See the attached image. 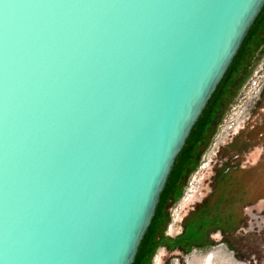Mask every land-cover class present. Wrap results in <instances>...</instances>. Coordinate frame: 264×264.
Listing matches in <instances>:
<instances>
[{
  "label": "water",
  "instance_id": "1",
  "mask_svg": "<svg viewBox=\"0 0 264 264\" xmlns=\"http://www.w3.org/2000/svg\"><path fill=\"white\" fill-rule=\"evenodd\" d=\"M264 0H0V264H133Z\"/></svg>",
  "mask_w": 264,
  "mask_h": 264
},
{
  "label": "rangeland",
  "instance_id": "2",
  "mask_svg": "<svg viewBox=\"0 0 264 264\" xmlns=\"http://www.w3.org/2000/svg\"><path fill=\"white\" fill-rule=\"evenodd\" d=\"M263 60L264 9L209 101L191 144L175 162L170 191L138 264H264V88L244 128L212 148L225 121L240 109L244 87ZM194 175L190 202L172 224ZM185 226L190 230L183 237Z\"/></svg>",
  "mask_w": 264,
  "mask_h": 264
},
{
  "label": "built area",
  "instance_id": "3",
  "mask_svg": "<svg viewBox=\"0 0 264 264\" xmlns=\"http://www.w3.org/2000/svg\"><path fill=\"white\" fill-rule=\"evenodd\" d=\"M263 88L264 60L259 65L258 69L252 74V77L248 81L247 85L244 87V91L240 99V109L236 113H233L231 116H229L228 120L225 121L219 136L225 128H229V132L226 133L225 137L235 135L244 128V125L249 119L250 113L252 112L255 104L257 103V100L259 99ZM218 137L216 138V140L218 139ZM214 145L215 142L213 143L212 147ZM191 188L187 190L186 195L182 199L183 201L184 199H186L185 203H183L184 205L190 202V199L188 200V192H190ZM172 224L174 223L172 222ZM171 228L172 226H170L169 229Z\"/></svg>",
  "mask_w": 264,
  "mask_h": 264
},
{
  "label": "trees",
  "instance_id": "4",
  "mask_svg": "<svg viewBox=\"0 0 264 264\" xmlns=\"http://www.w3.org/2000/svg\"><path fill=\"white\" fill-rule=\"evenodd\" d=\"M263 9H264V7L262 8L261 12L263 11ZM261 12H260V14H261ZM260 14L258 15V17L260 16ZM258 17L256 18V20L258 19ZM256 20H255V22H256ZM255 22H254V24L252 25V27L250 28V30H249V32H248L246 38L244 39L243 43L245 42V40L247 39V37H248L249 34L251 33V30H252L253 26L255 25ZM243 43H242V44H243ZM220 83H221V82H220ZM220 83H219V85H220ZM219 85H218V87H219ZM218 87H217V88H218ZM216 91H217V89L215 90V92H214V94L212 95V97L215 95ZM212 97H211V98H212ZM210 100H211V99H210ZM210 100H209V101H210ZM208 104H209V102H208ZM208 104L206 105L205 109L203 110V113H202V115L200 116V118L198 119L197 123H196L195 126L193 127V129H192V131H191V134H190V136H189V138H188V140H187V142H186V145H185L184 149H185L187 146H189V144H191L192 140H190V139L193 138L192 136H193V134H194V130L197 129V127L199 126V123H200L201 119L204 117L205 110H206ZM184 149H183V150H184ZM182 152H183V151H182ZM174 172H175V171H173V173H174ZM173 173H172V174H173ZM169 184H171V183H169V181H168L167 184H166V186H165L164 191H163L162 194H161L160 202H159V205H158V207H157V210H156L155 216H154V218H153V220H152V222H151V224H150V227L148 228V231H147L146 235H145L144 238H143V241H142V243H141V245H140V248H139V250H138V253H137V256H136L135 262H134L133 264H138L139 256H140V253H141V251H142V248H143V244H144V242H145V239H146V237H149V232H150V230H151V228H152V226H153V223H154L155 219H156L157 216H158L157 214H158V212H159V208H160V205H161L162 201L165 199V194H166L168 191H170V188H171V187H170ZM163 198H164V199H163ZM142 253H143V251H142Z\"/></svg>",
  "mask_w": 264,
  "mask_h": 264
},
{
  "label": "bare ground",
  "instance_id": "5",
  "mask_svg": "<svg viewBox=\"0 0 264 264\" xmlns=\"http://www.w3.org/2000/svg\"><path fill=\"white\" fill-rule=\"evenodd\" d=\"M228 129H229V128H225V129L222 131L221 135H220V136L218 137V139L215 141V145H214L212 148H214V147L216 148V147H217L218 142H219L221 139H223V137L226 135L227 132H229ZM203 168H204V166H203L201 169H199V170L197 171L196 175H197L200 171H202ZM196 175H194L195 177H194V179H193L192 188H191L190 192H188V200L190 199V197L192 196V194H193V192H194V185H195V183H196ZM185 201H186V199H184V201H182L178 206H176V208H175V210H174V214H173V218H174V219H173V223L176 222V220H177V218H178V216H179V213H180V211H181V208L184 206L183 203H185ZM151 222H152V221H151ZM172 227H173V225H172ZM171 229H172V228H171ZM147 231H148V230H147Z\"/></svg>",
  "mask_w": 264,
  "mask_h": 264
},
{
  "label": "crops",
  "instance_id": "6",
  "mask_svg": "<svg viewBox=\"0 0 264 264\" xmlns=\"http://www.w3.org/2000/svg\"><path fill=\"white\" fill-rule=\"evenodd\" d=\"M242 133H244L245 131H241ZM241 134V133H240ZM240 136L238 135L237 137H235L234 139H233V141L228 145V148H232L233 146H235V143L240 139L239 138ZM188 229H189V226H185V228L183 229V234H182V236L184 237V236H187V233H188ZM204 228L202 227V230H203ZM190 230V229H189Z\"/></svg>",
  "mask_w": 264,
  "mask_h": 264
},
{
  "label": "flooded vegetation",
  "instance_id": "7",
  "mask_svg": "<svg viewBox=\"0 0 264 264\" xmlns=\"http://www.w3.org/2000/svg\"><path fill=\"white\" fill-rule=\"evenodd\" d=\"M201 180V179H200ZM193 198V197H192ZM190 199H191V197H190ZM186 205V204H185ZM184 207V206H183ZM183 207L181 208V211H180V213H179V216H178V218H177V220H176V222H175V225H177V223H178V221H179V219H180V214H181V212L183 211ZM174 225V226H175ZM171 231H173V228L171 229ZM207 261H209V259H207ZM207 264H208V262H207Z\"/></svg>",
  "mask_w": 264,
  "mask_h": 264
}]
</instances>
